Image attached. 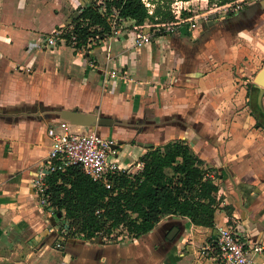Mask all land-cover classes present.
Returning a JSON list of instances; mask_svg holds the SVG:
<instances>
[{
    "label": "crops",
    "instance_id": "crops-1",
    "mask_svg": "<svg viewBox=\"0 0 264 264\" xmlns=\"http://www.w3.org/2000/svg\"><path fill=\"white\" fill-rule=\"evenodd\" d=\"M89 1L0 0V264H87L72 241L112 247L113 264H137L136 251L140 264H220L201 253L218 225L261 245L251 255L264 264V92L258 110L253 81L264 65V0L211 14L213 21L209 15L193 29L182 24L141 46L138 27L125 18L117 35L85 52L59 33ZM47 35L52 45L44 43ZM62 110L95 121L73 124ZM61 122L110 139L121 169H133L149 148L187 143L219 175L214 225L167 214L134 241L59 236L62 222L39 203L33 177L50 147L47 129L61 130Z\"/></svg>",
    "mask_w": 264,
    "mask_h": 264
},
{
    "label": "trees",
    "instance_id": "trees-1",
    "mask_svg": "<svg viewBox=\"0 0 264 264\" xmlns=\"http://www.w3.org/2000/svg\"><path fill=\"white\" fill-rule=\"evenodd\" d=\"M151 1L152 13L142 0H91L59 36L86 52L110 32L107 16L111 8L117 11L118 18L133 19L134 27L159 29L157 35L166 33L164 26L178 27L192 17L190 11L182 10L180 18H174L173 0ZM244 1L208 0V4L223 7ZM233 12L227 10L228 14ZM254 104L260 110L256 98ZM260 113L264 116V112ZM139 160L143 163L139 171L113 174L109 188L85 174L78 165H68L63 171L50 174L45 194L65 222L57 228L59 236L83 240L98 237L102 243H114L124 233L134 241L167 214L186 216L195 225H214L219 206L214 178L219 175L212 174V169L187 143L177 140L149 148Z\"/></svg>",
    "mask_w": 264,
    "mask_h": 264
},
{
    "label": "built area",
    "instance_id": "built-area-1",
    "mask_svg": "<svg viewBox=\"0 0 264 264\" xmlns=\"http://www.w3.org/2000/svg\"><path fill=\"white\" fill-rule=\"evenodd\" d=\"M142 1L148 8V12L152 13L153 7H150L146 0ZM188 4H190L189 0H173L171 12L174 18L179 19L182 10L190 11L192 17L184 25L191 29L195 28L201 20L207 19L210 14L221 10L227 11L228 9L236 11L241 7V2L235 4L227 3L223 7H218L215 3L211 5L206 3L203 7L204 10L202 9L203 11L199 12L188 7ZM109 12L107 21L110 25V32L107 35H117L122 19L118 18L115 9L111 8ZM180 27L181 25L178 27L168 25L164 26V31L166 33L174 32ZM158 30L138 27L135 31V45L141 46L149 42ZM43 41L46 45H52L55 42L52 35H47ZM110 72L115 73L113 70ZM60 127L62 129L57 130L51 125L47 129L50 147L37 165L36 173L33 177V185L39 195V203L50 211L55 210V208L52 207L45 194L47 178L54 172L63 171L68 165L80 166L85 174L95 180L104 182L107 188L112 183L110 178L113 174L120 171L133 173L139 171L143 166L142 161L138 160L133 169H121L116 162L117 149L110 139L95 131H71L64 122L60 123ZM62 223L65 225L64 220ZM215 233L214 241L201 249L203 255H214L220 264H257L251 252H261V245L249 246L237 228L231 225H218L215 227ZM60 245L61 243L57 241L56 246L59 247Z\"/></svg>",
    "mask_w": 264,
    "mask_h": 264
},
{
    "label": "rangeland",
    "instance_id": "rangeland-1",
    "mask_svg": "<svg viewBox=\"0 0 264 264\" xmlns=\"http://www.w3.org/2000/svg\"><path fill=\"white\" fill-rule=\"evenodd\" d=\"M146 1L149 3L150 7H154V4L152 3L151 0H146ZM246 1L249 2V1H254V0H246ZM202 2L205 4V0H203V1L202 0H197L195 2H192L191 4H188V7L193 8L196 11L200 12L202 9L204 10V8H200L201 7L200 5H201ZM207 3H208V0H207ZM226 13H227V11H226ZM214 18H215V16L211 15L208 19H210V21L211 20L213 21ZM50 214H51L50 217L54 220V222H56V223L63 222L64 218H63L61 212H57L56 210H53V211H50ZM118 240H120L123 243H124V241L125 242L129 241V239L126 237V234H124V233H121L119 235ZM70 246L76 252H78V254L81 255L83 263H87V264H89V263H93V264H96V263L97 264H113L114 263V259L116 258L115 257L116 256L115 255V250L112 247H110V246L109 247L108 246L102 247V246H99V245H96V244H84V243H81L80 241H72ZM136 252H137L136 263L140 264V261L137 258V257H139L138 251H136Z\"/></svg>",
    "mask_w": 264,
    "mask_h": 264
},
{
    "label": "water",
    "instance_id": "water-1",
    "mask_svg": "<svg viewBox=\"0 0 264 264\" xmlns=\"http://www.w3.org/2000/svg\"><path fill=\"white\" fill-rule=\"evenodd\" d=\"M253 81L259 88L258 96H257V103L259 107L262 109L261 97L264 92V65L257 71V73L255 74L253 78ZM60 115L62 118L68 120L70 123H73V124L91 125L95 121L94 115L87 114V113H80L77 111L62 110L60 112Z\"/></svg>",
    "mask_w": 264,
    "mask_h": 264
}]
</instances>
